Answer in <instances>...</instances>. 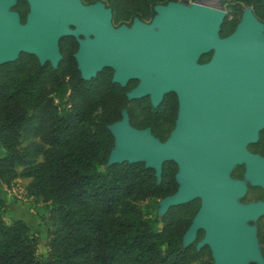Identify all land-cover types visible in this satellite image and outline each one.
I'll return each mask as SVG.
<instances>
[{"label": "water", "instance_id": "obj_1", "mask_svg": "<svg viewBox=\"0 0 264 264\" xmlns=\"http://www.w3.org/2000/svg\"><path fill=\"white\" fill-rule=\"evenodd\" d=\"M22 1L28 7L23 23L10 10L15 0H0V65L27 53L55 68L59 39L72 36L81 79L110 68L111 82L121 87L136 80L127 100L147 96L153 107L174 93L176 116L163 141L148 127L131 126L121 109L120 118L105 126L112 137L105 166L141 162L157 183L162 163L172 161L176 189L157 200L156 216L199 199L181 246L201 230L195 250L207 246L212 264H264L255 226L264 199L238 201L246 184L264 187V153L246 149L264 128V25L251 8L243 7L233 30L220 36L226 11L199 2L156 4L148 22L133 17L114 26L111 9L99 0ZM239 164L245 167L242 179H232Z\"/></svg>", "mask_w": 264, "mask_h": 264}, {"label": "trees", "instance_id": "obj_2", "mask_svg": "<svg viewBox=\"0 0 264 264\" xmlns=\"http://www.w3.org/2000/svg\"><path fill=\"white\" fill-rule=\"evenodd\" d=\"M99 1L111 9L117 26L133 17L148 22L154 5L176 0ZM218 2L226 9L220 36L233 30L243 7L264 25V0ZM14 9L22 22L27 4L18 0ZM76 48L74 37H61L55 68L27 53L0 65V184L27 179L26 196L45 209L39 218L46 237V252L38 257L37 237L22 219L3 220L8 206L0 198V264H210L206 246H181L196 199L169 207L160 218L142 209L143 202L175 191L172 161L162 163L157 183L141 162L105 166L112 146L105 126L120 118L121 109L131 126L148 127L163 141L176 116L175 94H164L155 107L147 96L127 100L136 81L121 87L111 82L107 67L83 80L72 57ZM209 57L203 54L198 62ZM263 141L264 129L257 144ZM258 236L264 257L260 226Z\"/></svg>", "mask_w": 264, "mask_h": 264}, {"label": "rangeland", "instance_id": "obj_3", "mask_svg": "<svg viewBox=\"0 0 264 264\" xmlns=\"http://www.w3.org/2000/svg\"><path fill=\"white\" fill-rule=\"evenodd\" d=\"M199 3L213 7L226 9L221 6L218 0H199ZM27 179L19 178L11 182L6 187L0 184V198L7 204V210L3 213V220L9 222L11 219H22L37 237L36 254L43 256L46 252L45 227L39 215L44 214L45 209L41 203L34 202L26 196L25 185ZM156 199H150L142 203L144 213L150 218H154L156 213Z\"/></svg>", "mask_w": 264, "mask_h": 264}, {"label": "flooded vegetation", "instance_id": "obj_4", "mask_svg": "<svg viewBox=\"0 0 264 264\" xmlns=\"http://www.w3.org/2000/svg\"><path fill=\"white\" fill-rule=\"evenodd\" d=\"M17 1L18 0H15V3H14V5L13 6H11L10 7V10H13V11H15L16 12V10L14 9V7H15V5H16V3H17ZM20 1H22V0H20ZM25 2V1H24ZM26 3V2H25ZM27 10H28V7H27ZM18 14V13H17ZM19 16V15H18ZM25 18V17H24ZM19 20H20V18H19ZM21 22V21H20ZM24 22V20L21 22V23H23ZM131 80H133V79H131ZM129 81V80H128ZM127 81V82H128ZM136 81V80H135ZM127 82H126V84H127ZM125 84V85H126ZM124 85V86H125ZM120 86V85H119ZM123 86V87H124ZM135 86V85H134ZM133 86V87H134ZM132 88V87H131ZM130 88V89H131ZM129 89V90H130ZM128 91V90H127ZM126 91V92H127ZM127 99V98H126ZM264 128H262V129H260L259 131H258V137H257V140H256V142H254V143H249V144H247L246 145V149L251 153V154H258V155H262L263 153H264V144H263V146L262 145H260V144H257V142H258V140H259V132L261 131V130H263ZM168 135V134H167ZM167 137V136H166ZM264 142V141H263ZM244 170H245V167H244V164H239V165H235L232 169H231V171H230V177L232 178V179H237V180H240V179H242V176H243V172H244ZM175 182V181H174ZM196 200H197V202H198V205H197V208H196V210L198 209V207H199V199H197V198H195ZM262 199H264V187L263 186H261V185H253V186H251V185H249V184H246V189H245V192H244V194L240 197V198H238V201L240 202V203H247V202H250V201H256V200H262ZM193 200V199H192ZM196 210H195V212H196ZM194 212V213H195ZM194 215V214H193ZM193 217V216H192ZM191 221V220H190ZM255 226H256V235H257V239H258V243H259V236H258V227L260 226V231L264 234V214L263 215H261V216H259L257 219H256V221H255ZM199 232H201V235H200V237H198V233ZM202 237V231L201 230H198L197 231V233H196V237H195V239H194V241L191 243V244H193L194 245V247H195V243H196V241H198L200 238ZM190 245V244H189ZM205 246V245H204ZM203 247V246H202ZM202 247H200V248H202ZM207 247V246H206ZM199 248V249H200ZM259 248H260V252H261V244L259 243ZM198 249V250H199ZM198 250H196V251H198ZM209 250V249H208ZM262 254V253H261ZM209 255H210V252H209ZM263 256V255H262ZM264 258V257H263ZM210 264H212V259H211V257H210ZM250 264H254V263H250Z\"/></svg>", "mask_w": 264, "mask_h": 264}]
</instances>
